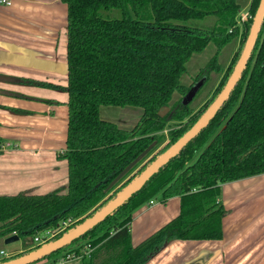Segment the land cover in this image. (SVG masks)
<instances>
[{"label":"trees","instance_id":"trees-1","mask_svg":"<svg viewBox=\"0 0 264 264\" xmlns=\"http://www.w3.org/2000/svg\"><path fill=\"white\" fill-rule=\"evenodd\" d=\"M62 1L68 7L65 90L69 101L66 150L58 158L68 162L69 182L66 187L43 195L33 191L0 195V239L17 235L33 240L42 230L71 221L50 241L58 239L106 205L182 137L225 86L260 3L252 0L250 17L241 28L237 20L240 6L235 0ZM212 16L217 21L209 30L189 24ZM240 38L239 50L213 96L193 112L191 105L198 93L211 81L213 73L219 75L222 71L219 53ZM211 43L216 46V54L199 70L193 83L185 85L182 79L188 64ZM200 81L203 82L197 94L185 104V97ZM176 93L181 99L171 106ZM105 107L131 108L142 114L132 128L126 129L103 119ZM165 107H170V111L161 117L159 112ZM172 123L175 126L165 133ZM150 146L153 147L148 154L117 180ZM161 146L164 149L152 156ZM261 174L264 26L242 79L209 126L112 215L39 262L67 259L72 254L86 259L84 253L90 251L87 264H146L174 240H220L222 219L228 214L219 201L222 185ZM158 195L163 201L179 197L180 214L134 246L133 213ZM83 242L85 246L73 249ZM39 247L34 245L0 261Z\"/></svg>","mask_w":264,"mask_h":264},{"label":"crops","instance_id":"crops-1","mask_svg":"<svg viewBox=\"0 0 264 264\" xmlns=\"http://www.w3.org/2000/svg\"><path fill=\"white\" fill-rule=\"evenodd\" d=\"M8 1L10 4L0 0V77L4 78L0 79V195L24 191L43 195L66 187L69 182L68 162L58 159L53 146L60 136L66 135L67 140L69 95L64 90L25 85L29 83L22 80L61 83L67 87L68 7L62 0ZM106 112V120L126 129L132 128L142 114L131 108ZM262 177L264 174L222 185L219 201L228 210L222 219V239L174 240L146 264H264ZM245 184L254 190L252 194L244 192ZM160 203L150 202L134 211L131 222L134 246L180 214L179 197ZM5 240L0 239L6 244ZM2 251L9 256L1 246L0 260L4 257ZM85 261L83 257L60 258L37 264H85Z\"/></svg>","mask_w":264,"mask_h":264},{"label":"water","instance_id":"water-1","mask_svg":"<svg viewBox=\"0 0 264 264\" xmlns=\"http://www.w3.org/2000/svg\"><path fill=\"white\" fill-rule=\"evenodd\" d=\"M263 26L264 0H260L241 55L236 62L225 86L213 100V102L209 105L206 111L202 114V116L197 120V122L182 137H180L163 153L159 154L155 158V160L148 164L145 169L141 173H139V175L135 176L130 183H128L121 191H119L112 200H110L106 205L97 210L92 216L84 220L82 223L69 229L58 239L45 242L44 244L40 245L39 248L18 257L0 261V264H35L39 262L40 260L50 256L51 254L71 245L75 240L84 236L98 224L103 222L108 216L112 215L116 210L127 203L135 194H137L154 175L159 173V171L163 167H165L171 160L177 157L194 138H196L205 128L209 126L210 122L215 118L217 113L229 100L233 90L242 79L243 73L248 67V63L255 51ZM0 79L4 78L0 77ZM202 82L203 81L198 82L189 91L184 99L185 104L193 100L199 90V87L202 85ZM169 111L170 107H165L159 112V115L161 117H164ZM152 147L153 146H150L131 165H129L117 180H119L120 177H122L127 171H129L136 163L141 161L152 149ZM19 239V236L13 235L6 238L5 243L10 244L18 241Z\"/></svg>","mask_w":264,"mask_h":264},{"label":"rangeland","instance_id":"rangeland-1","mask_svg":"<svg viewBox=\"0 0 264 264\" xmlns=\"http://www.w3.org/2000/svg\"><path fill=\"white\" fill-rule=\"evenodd\" d=\"M235 1H236V4H238L240 6V9H239L238 14H237V17H239L240 15H242L243 13H245L246 11L249 10L252 0H235ZM215 18L216 17L212 16V17H206V18L201 19V20L200 19L194 20V21L192 20L189 24L191 26H193V27H196V28L208 29L209 30V29H211V27H214L215 22L217 21V18L216 19ZM227 31H228V29H227ZM240 44H241V38L238 39V41H233L231 44L227 45L223 50H221V52L219 53V56H218V63L220 65L222 71L220 72L219 75H216V74L213 73L211 81L207 84V86H205L198 93V95L196 96L195 101L191 105V109H192L193 112H197L198 110H200L201 107L213 96L215 90L217 89V87L219 85V82H220L223 74L225 73L227 68L231 65L233 57L238 52ZM216 51H217L216 46L213 43H211L210 45H208V47L201 54L195 55L192 58V60L188 64V71H187L186 75L184 76V78L182 79L183 83L185 85L189 86V85H191L193 83V79L198 74L199 70L202 67H204L206 65V63L216 54ZM26 80L35 81V82H43V83L50 84V86H43V89H52V90H59V91L60 90H64L66 92V90H65L66 87L60 85L61 83L52 84L50 82L34 80V79H26ZM25 85H32V84H25ZM32 86H34V85H32ZM179 99H181V95L176 93L174 95L173 100H172L170 105L172 106ZM46 102H48V103H51V102L52 103H56L54 101H49V100H46ZM58 105H61V103L57 104L56 106H58ZM113 108H115L116 111H119V110L124 111V110L127 109V108L122 109V108H118V107H105L104 110H102L103 119L106 118L105 117V115H106L105 113H107L106 111H110V110L112 111L113 110L114 113H116V111ZM37 114H39V113H37ZM129 119H131V118H129ZM133 122L134 121H132V123ZM59 125H60V123H59ZM173 126H175L174 123H172L170 125V127L168 126L167 129L165 130V133H167V131H169V129H171ZM65 133H66V130H65ZM65 136L66 135H64V138H62V136H60L59 138H56L55 142L53 144L54 152L55 153L57 152L58 156H59L60 153H62V152H64L66 150ZM165 145H166V142H165ZM61 146H63V148H60ZM162 147L163 146H161L159 149L154 151L152 156H155L157 153H159L161 150H163L164 148H162ZM59 160L64 161L65 159H59ZM247 185L248 184H245V191L244 192L247 195H250V194L253 193L254 190L253 189L249 190L247 188ZM260 185H263V187H261V188H264V177H262L260 179ZM242 193L243 192L240 190V195L241 196H242ZM151 200H153L152 203H160V201H162V197H161V195H158V196H155L154 198H152ZM149 203L150 202H147L143 206L146 207V206H148ZM137 210H139V208ZM52 230H54V229H52ZM47 231H48L47 229L46 230H42L39 233L38 237L49 238V235H48ZM85 244H86V242L80 243L76 247H74L73 249L79 248V247H83V246H85ZM34 245H35L34 240L30 241L28 238L27 239L21 238L18 241L10 243V244H4V243H2L0 241V249H1V246H3L5 251L7 253H9V256H4V257H2V259L10 258V257H13V256H17V255H19V253L18 254L15 253V254H12V255H10V254L13 253L14 251H16L18 249H22V248H25V250H29L31 248H34ZM26 248H28V249H26ZM25 250L23 252H25ZM70 257H71L70 259H76V258L73 257V254L70 255ZM87 258L84 259V260H86L85 264H87V262L89 260Z\"/></svg>","mask_w":264,"mask_h":264},{"label":"built area","instance_id":"built-area-1","mask_svg":"<svg viewBox=\"0 0 264 264\" xmlns=\"http://www.w3.org/2000/svg\"><path fill=\"white\" fill-rule=\"evenodd\" d=\"M3 2L6 3V4H10V2H9L8 0H3ZM249 17H250V10L246 11L245 13H243L242 15L239 16V18H238V23H239L240 27L243 26V24L245 23V21L248 20ZM152 202H153V201H151V203H152ZM71 223H72V222L69 221V222H67V223H63L62 225H60V226L57 227V228H53L54 230L49 229V230L47 231V233H48V235H49V238H43V237H38V236L35 237V238L33 239L35 245H36V246H37V245L40 246V245L44 244L45 242L50 241V240H51L52 238H54L58 233L62 232L64 229H66ZM1 254H2L3 256H7V255L5 254L4 251H2ZM89 254H90V251H86V252L84 253V255H87V256H89ZM73 257H74V258H81L82 256H80V257L73 256ZM70 258H71V257L69 256L67 259H70ZM67 259H64V260H67Z\"/></svg>","mask_w":264,"mask_h":264}]
</instances>
